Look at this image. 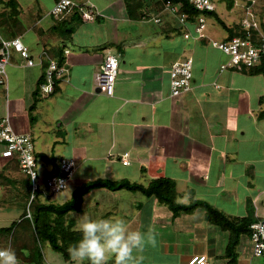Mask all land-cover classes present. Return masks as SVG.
<instances>
[{
	"label": "crops",
	"instance_id": "1",
	"mask_svg": "<svg viewBox=\"0 0 264 264\" xmlns=\"http://www.w3.org/2000/svg\"><path fill=\"white\" fill-rule=\"evenodd\" d=\"M7 1L0 3V44L24 38L35 61L28 64L11 49L8 76L0 82V119L9 116L16 131L32 134L42 174L53 167L43 155L74 159L70 196L75 186L98 177L148 184L165 176L175 181L180 202L207 200L235 217L246 216L250 203L254 218H264V74L221 69L229 55L213 42L228 38L227 29L220 38L206 30L199 37L179 19L167 24L175 18L167 10L148 7L131 16L125 0H75L92 6L96 15L77 23L69 35L61 32V17L51 13L56 0H32L27 12L19 0ZM226 1L231 9L239 5ZM255 10L264 34V0H256ZM23 14L32 18L24 23ZM158 14L160 22L152 18ZM27 31L31 36L25 37ZM44 51L67 67L52 93L41 89L49 63ZM108 51L119 59L112 94L99 91L95 81ZM189 56L192 87L174 96L172 64ZM78 213L123 219L141 232L151 227L157 244L139 254L138 264H189L191 256L201 254L206 264H252L251 256H257L250 233H244L237 261L230 262V231L209 221L203 208L174 215L141 191L94 188ZM245 237L248 245L241 253Z\"/></svg>",
	"mask_w": 264,
	"mask_h": 264
},
{
	"label": "built area",
	"instance_id": "2",
	"mask_svg": "<svg viewBox=\"0 0 264 264\" xmlns=\"http://www.w3.org/2000/svg\"><path fill=\"white\" fill-rule=\"evenodd\" d=\"M192 4L200 14L193 21L195 30L199 37L206 36L205 29L207 25V14L205 12L216 10L217 0H187ZM256 0H247L242 4L244 8L243 15L239 23L246 29L247 36L235 34L223 40H215L213 43L223 52L229 55V60L221 65V69L234 67L243 69L258 65L264 57V34L262 31V21L255 10ZM81 7L75 0H56L51 13L57 17H62L70 13L74 7ZM163 10L170 11L177 15L182 23L189 21V14L182 10L181 4L168 1ZM95 10L92 6L84 7L83 17L85 19L95 18ZM160 22V14L152 16ZM251 29L260 33L261 40L256 42L250 37ZM186 35H188L186 33ZM11 49H15L27 60L28 64H34V58L31 56L29 47L20 37L12 39H2L0 44V82H5L8 76L7 64L11 56ZM43 55L49 59L45 70V81L41 83V89L44 93H52L55 90L57 79L61 78L67 71L64 64L51 58L47 51ZM193 57L189 56L178 60L172 64L171 69V88L174 96L180 95L192 87L193 78ZM119 69L118 57L108 51L95 73V81L99 91L112 94L115 89L116 77ZM127 154V153H126ZM125 154V155H126ZM124 155V156H125ZM0 157L5 161L16 159L21 171L31 179V197L35 198L38 194L45 198L47 195H54L69 187V181L76 170V162L72 158H61V174L45 175L41 173L38 166V156L35 149V140L29 132L16 131L9 119L5 116L0 119ZM124 162L127 160L124 158ZM30 216V213H29ZM250 237L253 245V253L257 256L264 254V218L255 219L250 224ZM207 256L204 254L193 255L189 258V264H206Z\"/></svg>",
	"mask_w": 264,
	"mask_h": 264
},
{
	"label": "trees",
	"instance_id": "3",
	"mask_svg": "<svg viewBox=\"0 0 264 264\" xmlns=\"http://www.w3.org/2000/svg\"><path fill=\"white\" fill-rule=\"evenodd\" d=\"M3 1L4 0H0V3H3ZM125 1L127 10L129 11V14L131 16H138L139 9L145 8L148 10L149 5H152V7L154 8V5L148 4L147 0ZM168 1L181 4L182 10L189 14L188 18L190 20H196V17L200 14V12L187 0H156V2H159L161 4L162 10L165 8V5ZM7 2L10 4H14L16 3V0H8ZM229 2V6L231 7L233 3H231V0ZM71 12L73 15L68 21L67 19L69 18V16L67 15ZM71 12L61 17L62 23L60 26L61 32L68 33L69 35L75 31L77 23H80L83 19L86 20L83 17L84 7L81 8L76 6ZM205 13L207 15H215L218 21L228 30L229 37L235 34L247 36L246 29L239 22L227 24L219 16L216 10L209 12L207 11ZM4 18L14 19L13 16H6ZM250 31V37L256 42H259L261 40L260 33L254 29H251ZM58 62L59 64H61L60 61ZM242 70L251 74H264V57L258 65L252 67H244ZM43 156L53 165L52 170L45 174L46 176L62 173L59 160L54 155ZM4 166L16 167L18 168V170H20V172H22L16 159L7 160L4 163L3 167ZM22 174L25 176V179L23 180L24 189L26 190L25 205H28L29 208L27 206L28 210H24L22 216L18 220L12 222L11 225L7 227H1L0 232H3L4 234H10L11 238H15L16 232H19L18 228L20 223L24 220H28V225L30 226L33 234V240L34 238H37L39 241L48 240L51 243L52 247L55 250L62 252L67 260H72L67 252L68 246L79 240L81 235L79 231L76 230V220L74 213L82 210L84 196L94 188L104 187L111 190L128 189L132 191H141L143 194L147 196H155L160 202L167 204L174 215H178L181 212H192L197 207L203 208L206 212V218L209 221L219 224L222 228L228 229L230 231V239L226 248V256L232 263H235L237 261V245L240 241L241 235L244 233H250V224L255 220L253 216L252 205L250 203L248 205L249 212L246 216L235 217L217 208L207 200L194 199L189 203L180 202L177 199L175 181L172 178L165 176L156 177L152 179L148 184L131 181L128 178L112 179L108 177H98L95 179H89L87 181H84L82 184L75 186L72 189L71 196L68 199L63 202H58L54 201L51 198V195H47L45 198H43L39 194L35 198L30 200L32 186L31 179L23 172ZM7 177L8 176L6 175V173L3 170H0V181H2V178L7 180ZM30 241L18 247L15 253L18 257H21L23 261L26 262V264H39L40 258H36L37 254L35 255L32 253L34 251L33 247L29 248L30 250L33 249L31 253H25V249L28 248L30 244H32L30 243Z\"/></svg>",
	"mask_w": 264,
	"mask_h": 264
},
{
	"label": "rangeland",
	"instance_id": "4",
	"mask_svg": "<svg viewBox=\"0 0 264 264\" xmlns=\"http://www.w3.org/2000/svg\"><path fill=\"white\" fill-rule=\"evenodd\" d=\"M21 4H23V12L30 11L28 6H31L32 0H19ZM97 1V0H96ZM104 1V0H99ZM243 0H238L237 2L239 5H235L232 9L228 7L226 0H217L216 1V12L219 14V16L227 23H238L239 20L242 17L243 8L241 7V4ZM107 2V0H105ZM148 4H153L154 9L156 11L162 10V6L159 2H156V0H147ZM149 7H152V5H149ZM153 8V7H152ZM34 8L31 7V10ZM163 13H166L165 11ZM174 20L167 21V24H176L178 21V16L173 14ZM27 16V17H26ZM24 19V23H27L28 20L32 18V16L24 15L22 16ZM179 23V22H178ZM182 23V22H181ZM183 24V25H182ZM181 26L183 29L188 28L190 31H195V24L188 21L187 23H182ZM206 32H216L215 38H220L219 34L222 36L227 33L226 28L218 21L215 15H207V25H206ZM31 31H27L25 37L31 36ZM218 33V34H217ZM24 41V38H23ZM26 44V43H25ZM0 170H3L7 177L6 179L2 178V181H0V228L1 227H7L11 225L12 222L15 220H18L21 216L24 210H28L26 204V190L24 189L23 180L25 179V176L18 170L16 167H6L4 163L6 162L4 158L0 157ZM125 191V190H124ZM126 192V191H125ZM52 199L54 201L63 202L70 196V188L67 187L63 191L56 193L52 195ZM119 196V194H118ZM120 197V196H119ZM30 202V201H29ZM77 217V222L79 218L83 215L81 213H74ZM28 220H24L19 225V232H16L15 238H11L10 234H4L3 232H0V248L11 246V248L16 251L18 247L23 245L24 243L30 241V244L28 248L25 249V253L29 254L32 252L33 254H37L36 258H40L39 264H86V261L83 262H77L73 260H67L62 252H59L55 250L51 243L48 240L39 241L37 238H34L33 240V234L30 229V226L28 225ZM77 225V223H76ZM17 230V231H18ZM31 231V232H30ZM29 244V243H28ZM248 245V238L245 237L243 241H241L239 245V250L242 253L243 249L247 247ZM35 246V247H34ZM30 250L29 248H32ZM18 257V256H17ZM250 257H248L249 260ZM252 264H264V255L263 256H251L250 258ZM19 264H26L25 261L21 257H18Z\"/></svg>",
	"mask_w": 264,
	"mask_h": 264
},
{
	"label": "clouds",
	"instance_id": "5",
	"mask_svg": "<svg viewBox=\"0 0 264 264\" xmlns=\"http://www.w3.org/2000/svg\"><path fill=\"white\" fill-rule=\"evenodd\" d=\"M80 239L70 244L67 252L73 261L88 264H138L140 253L157 244L151 227L146 232L132 230L123 219H92L82 215L76 225ZM0 264H19L11 246L0 248Z\"/></svg>",
	"mask_w": 264,
	"mask_h": 264
}]
</instances>
